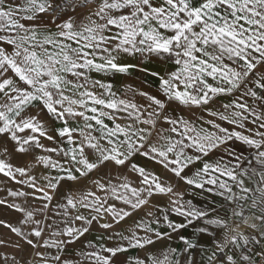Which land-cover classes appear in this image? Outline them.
<instances>
[{
	"label": "snow or ice",
	"instance_id": "snow-or-ice-1",
	"mask_svg": "<svg viewBox=\"0 0 264 264\" xmlns=\"http://www.w3.org/2000/svg\"><path fill=\"white\" fill-rule=\"evenodd\" d=\"M0 191V264H264V0H0Z\"/></svg>",
	"mask_w": 264,
	"mask_h": 264
},
{
	"label": "crops",
	"instance_id": "crops-1",
	"mask_svg": "<svg viewBox=\"0 0 264 264\" xmlns=\"http://www.w3.org/2000/svg\"><path fill=\"white\" fill-rule=\"evenodd\" d=\"M142 66L148 67L151 70L162 68L161 65L156 64L154 62H143ZM110 79L112 80L114 86L118 89H122L128 84H131L134 87H139L141 84H143L146 90L155 88V84L153 83V80L150 76H146L144 73H140L135 70H131L127 77H125L124 74H117L115 76H110ZM247 155L248 153H245V156ZM185 198L191 199L197 207H210L213 205L216 207H219V205L222 203V199L219 196H216L214 193L209 194L207 192H200L199 190L194 191L192 189H188L186 191ZM15 218H16V214L14 213V219ZM173 218L177 219L178 221L183 219V218H178V217H173ZM200 226H201L200 224L194 222L193 225L188 226L185 229L181 230V234L187 236L189 239H193L195 237L200 241V243L207 246L209 243V238L205 234H200L196 232V229ZM99 234L100 233L97 231L91 232L85 238V242L86 240L95 241L96 236H98ZM169 243L173 247H177V248L182 247V242L178 238H174ZM76 247H77V250H79L81 247V244H77ZM135 254H136L135 250H131L127 255L134 256Z\"/></svg>",
	"mask_w": 264,
	"mask_h": 264
},
{
	"label": "rangeland",
	"instance_id": "rangeland-1",
	"mask_svg": "<svg viewBox=\"0 0 264 264\" xmlns=\"http://www.w3.org/2000/svg\"><path fill=\"white\" fill-rule=\"evenodd\" d=\"M4 195V193L2 191H0V197H2ZM0 219H7L9 221H14V212H9V211H6L4 209H0ZM3 237H11V238H14L12 237V234L9 233L6 229L0 227V238H3Z\"/></svg>",
	"mask_w": 264,
	"mask_h": 264
}]
</instances>
